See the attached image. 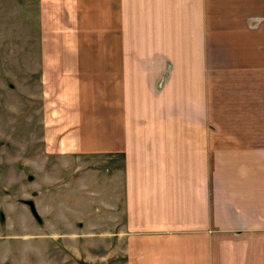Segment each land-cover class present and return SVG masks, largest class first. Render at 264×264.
<instances>
[{
  "label": "crops",
  "instance_id": "1",
  "mask_svg": "<svg viewBox=\"0 0 264 264\" xmlns=\"http://www.w3.org/2000/svg\"><path fill=\"white\" fill-rule=\"evenodd\" d=\"M18 1L45 152L78 170L120 159L98 182L114 264H264V126H216L214 0Z\"/></svg>",
  "mask_w": 264,
  "mask_h": 264
},
{
  "label": "rangeland",
  "instance_id": "2",
  "mask_svg": "<svg viewBox=\"0 0 264 264\" xmlns=\"http://www.w3.org/2000/svg\"><path fill=\"white\" fill-rule=\"evenodd\" d=\"M19 5L0 0V264H114L112 219L99 212L103 159L78 170L45 152L39 89L29 72L34 61L24 56L35 48L33 11ZM212 6L216 22L209 25L203 64L208 80L219 84L216 126L258 130L264 126V11L257 0H214ZM119 161L102 164L112 169Z\"/></svg>",
  "mask_w": 264,
  "mask_h": 264
}]
</instances>
